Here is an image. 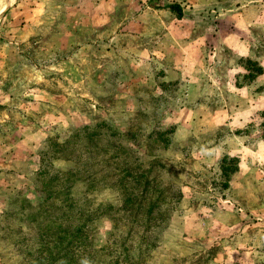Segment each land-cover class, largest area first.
I'll return each instance as SVG.
<instances>
[{
  "label": "rangeland",
  "instance_id": "1",
  "mask_svg": "<svg viewBox=\"0 0 264 264\" xmlns=\"http://www.w3.org/2000/svg\"><path fill=\"white\" fill-rule=\"evenodd\" d=\"M0 264H264V0H0Z\"/></svg>",
  "mask_w": 264,
  "mask_h": 264
},
{
  "label": "trees",
  "instance_id": "2",
  "mask_svg": "<svg viewBox=\"0 0 264 264\" xmlns=\"http://www.w3.org/2000/svg\"><path fill=\"white\" fill-rule=\"evenodd\" d=\"M170 7L175 11V12H177L178 13V15H182V7H181V5L179 4V3H172V4H170ZM80 234H82V232H79V234L78 235H76L75 237H74V240H76L78 237H79V235Z\"/></svg>",
  "mask_w": 264,
  "mask_h": 264
},
{
  "label": "bare ground",
  "instance_id": "3",
  "mask_svg": "<svg viewBox=\"0 0 264 264\" xmlns=\"http://www.w3.org/2000/svg\"><path fill=\"white\" fill-rule=\"evenodd\" d=\"M3 1L8 2V1H12V0H3Z\"/></svg>",
  "mask_w": 264,
  "mask_h": 264
}]
</instances>
